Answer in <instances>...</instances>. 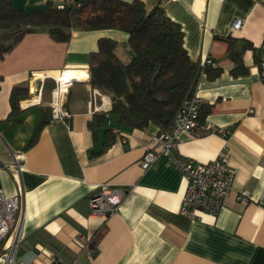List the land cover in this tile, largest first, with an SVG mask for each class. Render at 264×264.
Wrapping results in <instances>:
<instances>
[{
	"label": "crops",
	"instance_id": "obj_1",
	"mask_svg": "<svg viewBox=\"0 0 264 264\" xmlns=\"http://www.w3.org/2000/svg\"><path fill=\"white\" fill-rule=\"evenodd\" d=\"M132 1V0H123ZM147 9L160 6L178 23L190 60L211 59L221 70L214 79L199 74L194 92L208 113L191 134H179L177 147L161 154L147 170L141 159L149 137L164 132L149 123L144 129L115 127L105 135L92 131L93 114L108 112V94L89 85V54L99 39L116 42L115 55L130 59L128 36L116 29L73 30L67 43L54 42L45 29L24 32L0 58V189L6 197L22 189L21 241L15 264H264V0H139ZM61 0H14L25 10ZM236 17L243 26L234 30ZM235 40L246 73L233 75L224 38ZM14 35L0 34L12 44ZM61 74L71 84L61 93L65 118L51 115V92ZM65 81V80H64ZM26 86L11 117L9 94ZM43 113L49 121L34 130ZM108 123V122H107ZM108 126V124H107ZM230 128L227 138L214 131ZM166 131V130H165ZM223 149L236 170L231 191L215 217L191 220L178 212L185 182L171 166L176 155L205 163ZM21 154L20 180L7 166ZM125 190L116 214L90 215L89 197L100 185ZM249 191L242 205L238 191Z\"/></svg>",
	"mask_w": 264,
	"mask_h": 264
},
{
	"label": "trees",
	"instance_id": "obj_2",
	"mask_svg": "<svg viewBox=\"0 0 264 264\" xmlns=\"http://www.w3.org/2000/svg\"><path fill=\"white\" fill-rule=\"evenodd\" d=\"M57 5L47 2L42 8L25 10L17 7L14 0H0V34L14 35L12 44L0 43V58L26 31L45 29L57 43L69 42L73 30L122 31L128 36L127 63L115 55L116 42L108 38L99 39L96 51L89 54V85L110 96L111 108L108 112L94 113L88 126L94 132L103 128L105 135L111 134L107 122L131 129H144L154 123L167 130L180 103L193 95L195 80L202 70L190 60L183 46L180 25L162 7L147 9L139 0H73L63 8ZM222 40L227 43L228 56L234 64L231 73L245 74L242 53L252 46L245 42L237 51L234 39ZM202 72L214 79L221 70L210 61ZM27 96L26 86L11 89V117L19 113V101ZM207 113L208 109L201 107L199 120ZM49 119L50 115L43 113L33 140Z\"/></svg>",
	"mask_w": 264,
	"mask_h": 264
},
{
	"label": "built area",
	"instance_id": "obj_3",
	"mask_svg": "<svg viewBox=\"0 0 264 264\" xmlns=\"http://www.w3.org/2000/svg\"><path fill=\"white\" fill-rule=\"evenodd\" d=\"M73 0H61L57 5L63 8ZM243 26V19L236 17L232 28L238 30ZM210 59L200 63L201 69L210 63ZM260 73L264 77V48L260 59ZM202 70L200 74H202ZM63 91L58 87L51 92L50 109L54 118L67 116L61 101ZM202 100L195 94L184 99L174 114L170 127L161 133L149 137L147 148L141 159V168L147 170L161 154L170 153L177 147L179 134H191L198 125ZM110 127V122L107 123ZM113 133L118 129L111 127ZM222 138H227L230 128L214 131ZM13 161L7 166L11 176L20 180L24 170L21 154H12ZM171 166L179 172L185 182V191L180 201L178 212L191 219H198L202 215L215 217L222 207L224 199L231 191L236 170L229 164V153L223 149L211 161L201 163L180 156L171 157ZM126 192L123 189L112 188L107 184L100 185L96 193L89 197L90 215L107 218L116 214ZM236 200L245 205L250 200L249 191L240 190ZM264 203V201H260ZM23 219L22 189L12 197H6L0 189V264H15V252L21 241V226Z\"/></svg>",
	"mask_w": 264,
	"mask_h": 264
},
{
	"label": "bare ground",
	"instance_id": "obj_4",
	"mask_svg": "<svg viewBox=\"0 0 264 264\" xmlns=\"http://www.w3.org/2000/svg\"><path fill=\"white\" fill-rule=\"evenodd\" d=\"M60 80L62 81H58L55 80L58 83V87L62 90V91H66V89H68V86L71 84L72 81H67V80H71V75H67L66 77L64 74H61V78ZM65 80V81H64Z\"/></svg>",
	"mask_w": 264,
	"mask_h": 264
}]
</instances>
